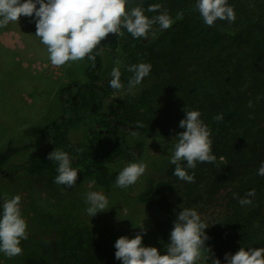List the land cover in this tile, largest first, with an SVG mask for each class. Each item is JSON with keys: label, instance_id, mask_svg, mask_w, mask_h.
Instances as JSON below:
<instances>
[{"label": "trees", "instance_id": "16d2710c", "mask_svg": "<svg viewBox=\"0 0 264 264\" xmlns=\"http://www.w3.org/2000/svg\"><path fill=\"white\" fill-rule=\"evenodd\" d=\"M196 2L140 0L138 5L145 9L161 4V11L167 10L174 19L182 11L183 19L159 31L156 39H136L121 29V35L109 34L102 43L113 61L150 63V85L133 99L113 97L110 85L103 86L100 55L95 62L87 59L85 80L59 89L62 114L34 137L44 139L40 151L34 153L35 139L23 144L0 142V178L18 173L55 178L58 165L48 155L56 148L69 154L73 168L82 169L77 181H93L110 190L121 171L111 166L138 161L146 146L143 141L129 146L131 132L151 136L167 126L170 109L185 115L197 110L211 130L215 162H197L195 169H187L194 182L180 180L171 165L166 180L150 182L136 199L154 211L151 223L159 235L161 254L178 213L192 208L209 226L206 245L214 258L227 264L225 255L241 247H264V176L258 175L264 163V0H228L235 22L218 19L214 26L203 22ZM32 120L26 118L24 125ZM138 121L143 128H137ZM80 129L81 140L72 142L71 132ZM30 151L32 155L21 157ZM8 167L13 171L7 172ZM252 189L256 194L250 197L251 205L241 206L234 199V194L244 198ZM115 252L114 245L90 227L67 226L53 244H38L26 264H122Z\"/></svg>", "mask_w": 264, "mask_h": 264}, {"label": "clouds", "instance_id": "9594fccd", "mask_svg": "<svg viewBox=\"0 0 264 264\" xmlns=\"http://www.w3.org/2000/svg\"><path fill=\"white\" fill-rule=\"evenodd\" d=\"M161 9L159 3L145 9L135 0H0V28L19 22L21 16H34L35 36L46 47L51 65L61 67L85 58L95 62L96 56L103 53L100 47L102 41L109 34L121 35V29H126L136 39H149V36L156 39L159 31L167 30L176 20L183 19L182 11L177 12L174 19L167 10ZM195 9L207 26H214L218 19L229 23L236 20L234 7L228 0H197ZM145 11L159 14L149 17ZM114 64L109 85L125 94L132 93L152 70V65L144 62L123 65V61L117 59ZM121 66L133 73L126 89L121 81ZM249 107H252L251 101ZM200 117L201 113L197 110L186 111L179 124L185 131L175 136L171 150L170 163L175 165L173 174L186 182L195 180L194 174H189L187 169H195L197 162L214 163L216 160L212 154L211 130ZM221 118L217 117L218 120ZM136 126L143 128L144 124L138 121ZM130 136L138 138L139 132L133 131ZM48 159L58 165L54 183L67 188L75 187L82 169L71 166L69 154L55 148ZM147 167L144 161L129 163L119 172L115 187L134 185ZM258 175L264 176V163L259 167ZM255 194V189H252L244 198L234 194V199H238L241 206L251 205L250 197ZM21 200V195L2 199L0 253L9 259L23 253L21 243L28 239V223L22 215ZM85 201L88 204L86 211L91 217L104 212L108 206L107 197L98 191L88 192ZM208 227L197 210L183 208L173 222L169 242L164 245L165 254H161L157 247L144 246V235L138 233L134 238L121 236L117 239L115 258L122 264H208L210 259L212 264H221L206 245L210 239L205 231ZM225 260L227 264H264V247H241L235 254H226Z\"/></svg>", "mask_w": 264, "mask_h": 264}, {"label": "rangeland", "instance_id": "374dc122", "mask_svg": "<svg viewBox=\"0 0 264 264\" xmlns=\"http://www.w3.org/2000/svg\"><path fill=\"white\" fill-rule=\"evenodd\" d=\"M139 2L140 0H135L137 5ZM35 32L34 16H21L19 22L10 23L3 28V46L0 44V142L5 144L12 140L14 143L23 144L35 139L37 144L35 142L34 153L45 146L43 138L34 137L40 135L42 129L63 112L58 96L59 89L74 80L84 81L83 73L87 65L85 58L61 67L52 66L46 47L35 36ZM100 47L103 48L100 57L105 86L109 84L111 71L116 65L103 43ZM138 63L140 62L134 59L123 61V65ZM121 73V81L126 89L133 73L126 71L124 66H121ZM150 79L151 74L129 94L111 87L108 90H111L113 97L133 99L150 85ZM16 103L21 106L17 108ZM168 113L167 126L160 131L151 136H128L129 146H134L139 141L146 144L138 161H144L148 167L138 181L127 188L112 187L105 190L89 180H78L75 187L67 188L54 183V178L40 173H18L14 178L7 174L10 178H0V213L3 198L21 195L22 215L28 223V239L21 243L23 253L11 259L0 253V264H26L38 244H53L58 239L59 232L67 226H88L112 245L121 236L134 238L138 233H143V245L159 249V235L151 223L154 211L147 205L140 204L136 193L152 181L168 178L167 169L172 165L170 155L175 136L184 131L179 124L186 116L173 109ZM26 118L33 119L28 127L24 125ZM82 136L81 129L70 134L74 143L80 141ZM32 153L33 151L27 152L21 157L27 158ZM138 161H120L113 164L111 170H122L129 163ZM6 170L13 171L10 167ZM91 191L102 192L108 199L105 211L98 212L93 217L88 215V204L85 201L86 194Z\"/></svg>", "mask_w": 264, "mask_h": 264}]
</instances>
